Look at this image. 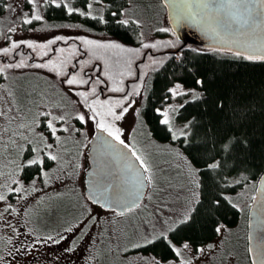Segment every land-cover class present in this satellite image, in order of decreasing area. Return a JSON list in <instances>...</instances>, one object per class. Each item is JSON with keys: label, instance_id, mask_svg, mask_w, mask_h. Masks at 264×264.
<instances>
[{"label": "rangeland", "instance_id": "obj_1", "mask_svg": "<svg viewBox=\"0 0 264 264\" xmlns=\"http://www.w3.org/2000/svg\"><path fill=\"white\" fill-rule=\"evenodd\" d=\"M64 10L78 14L81 25L60 18ZM104 13L98 0L85 7L75 0H6L0 14V264H250L246 231L253 182L228 195L239 222L219 226L211 242L175 245L176 257L168 260L138 250L189 217L199 198L198 173L175 142L184 126L173 121L174 95L184 88L172 87L159 110L172 128L169 142L155 141L140 118L158 63L143 69L134 90L107 91L115 76L111 50L121 51L120 42L82 24L85 16ZM117 19L136 23L142 44L170 30L160 0H127ZM92 42L102 43L95 45L103 63L98 69L87 59ZM82 73L88 82L100 79L93 80L101 90L91 102L95 111L80 99ZM95 129L127 146L146 175L145 198L122 215L100 210L84 196ZM49 159L52 164L42 166ZM36 162L40 174L24 182L21 169Z\"/></svg>", "mask_w": 264, "mask_h": 264}, {"label": "trees", "instance_id": "obj_2", "mask_svg": "<svg viewBox=\"0 0 264 264\" xmlns=\"http://www.w3.org/2000/svg\"><path fill=\"white\" fill-rule=\"evenodd\" d=\"M89 1L75 0L83 7ZM98 1L105 4L103 17L85 16L82 24L120 42L117 48L121 51L113 54L111 50L114 59L111 70L115 76H107V80H111V83L106 81L107 91L125 94L134 90L143 69L158 63L151 71L140 110V118L155 141L172 139V128L161 120L159 110L172 97V87L184 88L174 95L178 104L172 113L173 121L175 126H184V133L175 142L198 173L199 198L189 217L170 230L166 238L157 237L138 248L143 253L168 260L176 257L175 245L187 242L196 248L211 242L219 226H236L240 212L228 195H235L250 182L255 185L264 172V60L183 45L171 30L168 35L158 34L155 40L142 44L136 23L117 19L127 0ZM5 2L0 0V14L5 11ZM66 12L59 13V17L81 25L76 18L78 14ZM92 43L87 59L95 62L98 69L97 65L103 63L97 61L99 50L95 45L102 43ZM173 45H178L175 50L167 48ZM79 78L82 82L80 99L95 111L91 102L101 90L95 89L93 80L100 79L94 77L88 82L85 73ZM43 163L42 166L48 167L52 161ZM40 168L38 162L25 165L20 172L22 180L30 182L40 174ZM9 194L13 198V194Z\"/></svg>", "mask_w": 264, "mask_h": 264}, {"label": "water", "instance_id": "obj_3", "mask_svg": "<svg viewBox=\"0 0 264 264\" xmlns=\"http://www.w3.org/2000/svg\"><path fill=\"white\" fill-rule=\"evenodd\" d=\"M171 32L183 45L219 49L264 60V0H160ZM84 196L119 215L144 199L147 180L132 151L102 130L89 141ZM247 253L264 264V172L247 213Z\"/></svg>", "mask_w": 264, "mask_h": 264}]
</instances>
